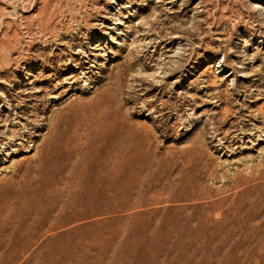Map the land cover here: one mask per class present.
Returning <instances> with one entry per match:
<instances>
[{
    "label": "rangeland",
    "instance_id": "obj_1",
    "mask_svg": "<svg viewBox=\"0 0 264 264\" xmlns=\"http://www.w3.org/2000/svg\"><path fill=\"white\" fill-rule=\"evenodd\" d=\"M0 240L264 264V0H0Z\"/></svg>",
    "mask_w": 264,
    "mask_h": 264
},
{
    "label": "bare ground",
    "instance_id": "obj_2",
    "mask_svg": "<svg viewBox=\"0 0 264 264\" xmlns=\"http://www.w3.org/2000/svg\"><path fill=\"white\" fill-rule=\"evenodd\" d=\"M27 243V241L25 242L24 240H20V241H15V242H6V241H2L0 240V250L2 248H5V249H8L7 250H3V251H0V264H9L12 260V254L11 252L9 251L10 249V246H15V245H19V247L23 248ZM42 252L39 251L38 253V256L35 258V260H37V263L36 264H45L46 260H48V258H51V259H55L57 260L58 256H56V252L54 251L55 254L53 253H47V256L44 255V251L43 249H41ZM13 259V258H12ZM9 262V263H7ZM58 262V261H57ZM47 264V263H46Z\"/></svg>",
    "mask_w": 264,
    "mask_h": 264
}]
</instances>
